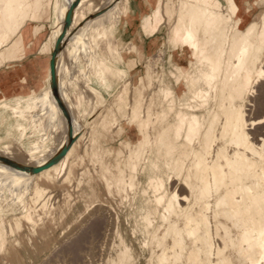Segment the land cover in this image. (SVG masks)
I'll return each instance as SVG.
<instances>
[{
	"label": "bare ground",
	"instance_id": "bare-ground-1",
	"mask_svg": "<svg viewBox=\"0 0 264 264\" xmlns=\"http://www.w3.org/2000/svg\"><path fill=\"white\" fill-rule=\"evenodd\" d=\"M74 1L78 2L75 19L66 26V10ZM240 2L244 10L236 15L231 9L236 0H177L168 38L173 46L170 69L165 71L162 58L156 57L152 91L122 89L107 106L105 93L89 84L77 61L85 57L88 69H95L102 83L122 76L121 68L97 55L101 41L92 36L115 23L118 11L88 16V12H80V0H60V27L55 29L58 52L40 73L33 91L42 90L45 77L47 87L36 96L2 103L38 127L46 120L45 128L42 126L46 133L28 150L12 146L11 157L8 144L4 147L8 154L0 160L7 161L13 171H23L30 180L36 174L65 178V173L68 179L71 169H65L74 162V174L82 179L87 156L88 194L83 204L88 216L78 222L76 230L81 233L69 251L77 252L87 242L92 264H99L95 260L100 251L104 255L101 264H211L215 260L261 264L264 260V140L258 142L252 130L246 129L245 141L238 131L264 110L260 94L264 89V7L260 0ZM40 3L0 0V52L17 35V44L24 47L29 30L24 34L22 29ZM9 4L15 7H6ZM110 4L116 5V0ZM155 19L152 30L158 31L163 20ZM82 24L80 38H75L74 29ZM69 37L74 43L71 47L66 42ZM109 53L113 55L111 50ZM184 57L188 61L179 63ZM114 58L123 62L119 53ZM73 86L79 90L75 109L68 103ZM84 101L91 104L87 105L88 131L81 113L78 120L79 105ZM23 103L29 108L22 107ZM5 113L0 110L6 136L14 128L23 129L21 122L10 123ZM57 122L64 126L59 136L62 145L69 140L71 149L63 154L61 146L44 154L52 137L50 129ZM19 135L24 137L25 130ZM1 167L0 181H10ZM16 176L12 179L18 183ZM41 191L37 188V193ZM120 206L126 212L121 213ZM3 245L0 232V247ZM225 247L227 251H223Z\"/></svg>",
	"mask_w": 264,
	"mask_h": 264
},
{
	"label": "rangeland",
	"instance_id": "rangeland-1",
	"mask_svg": "<svg viewBox=\"0 0 264 264\" xmlns=\"http://www.w3.org/2000/svg\"><path fill=\"white\" fill-rule=\"evenodd\" d=\"M30 1L32 2L34 0ZM80 1L83 3V8L80 10V12H88V16H95L96 13L106 11L109 12L111 9L115 10V12L118 11L117 15L115 14L118 16L115 23L109 24L106 30L102 33H99V31H94L95 33H93L92 36L94 35L93 39L96 42L99 40L101 41L100 47L98 45L96 48L97 55H102L101 58H106V60H109L115 64V66L121 68L123 74L122 76H117L116 79H109L106 81V83H102L99 79H97L99 76L97 75L95 69H91L90 67L88 69L86 58L83 56L82 58L80 56L79 60L77 61V65L85 75H88L90 79L89 84L91 86H97L100 91L105 93L107 97V106L114 102L113 100L116 99V97L114 99V96H117V93H120L122 89H126L128 92H134L136 90L137 92L138 90L140 92L141 88L143 87V92L150 93L154 87V84L152 86V67H154V61H156L155 58H162V60L160 59V65L163 66L165 71L170 69L169 55L173 46L169 43L168 38L170 27L173 22L171 18V11L176 5L177 0H150L152 2V13H154V15L151 16L150 14V21L149 15L143 17L144 19L142 22V29L146 33L156 32L155 29L154 31L152 30L155 28L156 24L155 13L158 16L160 23L162 20L163 22L160 24V33L156 50L149 56H144L142 54L135 41L127 43L122 41L119 36L118 24L123 15H126L129 11L128 0H116V5L114 6H112L113 4H110V0ZM77 4L78 2L74 1L71 7L66 10V26H69L72 19H75L74 12H77ZM110 5L112 7H110ZM59 7L60 0H41L40 7L35 9V15L29 18L27 25L22 29V31L26 29L29 30V33L33 35L34 22H42L45 24L44 31L39 35L40 40H43L45 43V45L43 43L44 47H42L40 51L49 56V63L51 62V57L53 58L56 56L58 52V42L55 37L57 36V30L55 31V29L60 27L57 26V10ZM169 13H171V16H169ZM145 22L147 23V26ZM143 24L145 26H143ZM82 26L83 24L80 26V28L76 27L74 29L75 38H80L79 31ZM24 34H26L25 31ZM102 35L104 37H99ZM70 38L71 37H69V40H66V42L71 47L74 43L72 41L73 39L71 40ZM103 38L105 40L107 38L108 41L106 40V42ZM17 40L18 35L14 38L10 44V48L8 49V55L6 56V59L10 61L19 60L25 55L26 45L22 47L20 44H17ZM113 41H115V43ZM106 43H108V45ZM115 47L116 51L114 49ZM108 50H111V54L113 55H110ZM117 53L120 54L123 62L116 61L114 56L115 54L117 55ZM187 61L188 58L184 57L178 62L183 64ZM175 62L177 63V61ZM41 82L43 83V90V88L47 87L48 85V78H42ZM24 86L27 87V89ZM74 87L75 86H73L68 91L70 92V95H68V103L71 104V107L75 109V106L78 105L76 103L77 95L75 93L78 94L79 90ZM40 90L33 91V89H29L26 81L21 79L20 86L17 90L18 93L16 95H12L10 97H0V110H6L5 114L10 116V123L21 122V128H23L22 130H25L26 134L24 137H21L19 135V131L21 132L22 130L14 128L12 135L6 136V128H1L0 124V156L8 154V151L4 149V147L8 144H10L11 157V152L13 149L12 146L20 145L24 150H28L31 148L32 144L38 141L37 139L41 138L42 135L46 133L44 132L45 130H43L45 128L46 120H44V122H40L42 125L38 127L36 122H30L28 118L21 119L13 114L9 108L2 106L4 103L11 104L16 102L17 97L26 98L34 95L36 96L41 93L42 90ZM87 105L91 106V104H89L87 101H84L81 103V105H79L80 111L78 112V120L82 115L80 120L84 125H86V130L88 131L90 116L87 114L89 110ZM21 106L29 108V106L25 105V103H23ZM34 106L39 107L37 105ZM36 107H34L32 110H35ZM98 107H100V105H98ZM122 107H125V104ZM36 111H38V108L34 112ZM59 123V125L58 122L56 123V128L52 127L50 129L51 132L49 131L52 134V137L44 154H50L53 152V150L56 151L57 148H61V146L63 154L68 153V151L71 149V141L66 140L63 145L60 141L62 138L59 136H62L64 132V126L63 123ZM122 124H125V122L122 121ZM42 126L44 127L43 129ZM57 138H59V140ZM16 142H18V144ZM84 158L86 159H84L82 167H85L86 169L88 158L86 155ZM72 161L73 159L68 162V166H70L69 164H71ZM0 165L2 166L1 168L6 170V172L3 170L4 178L9 177L10 179V181H0V232L4 239V245L0 247V264H92V262H94L92 260L93 255L91 254V259V251L89 250L90 248L87 242H85L78 250L79 253L78 251L76 252V250L72 251L70 249L69 251V247L71 248L74 240H76L77 237H79L78 235L81 233L80 231L76 230L78 222L86 219V216H88V208H86L87 205L86 203L83 204V200L87 199L88 194V174L86 173L85 169L83 170L84 174L81 176L82 179H79L80 177L78 178L76 176L77 167L73 162V167L70 166L65 169V172H68L67 170L71 169L69 170L71 173H69L68 179H65L68 173L64 172L65 178H63L64 175L56 176L52 174L50 178H48L44 174H36L34 178L30 180L26 177V174H24L23 171H13L11 167L9 168L7 161L0 160ZM75 171L76 175L74 174ZM13 175H17L16 177L19 178L18 183L16 180L12 179ZM0 178H2V176ZM63 179H65V181ZM37 188L38 190L41 189L42 191L37 193ZM119 210L121 213H123L126 212L127 209L124 206H120ZM65 247L67 248L65 249ZM67 252L68 254H66ZM100 253L103 252L100 251L99 255H96L97 257H100L95 260L96 262L99 261V264H101L100 258L104 256L100 255ZM64 259L66 261H64Z\"/></svg>",
	"mask_w": 264,
	"mask_h": 264
},
{
	"label": "crops",
	"instance_id": "crops-1",
	"mask_svg": "<svg viewBox=\"0 0 264 264\" xmlns=\"http://www.w3.org/2000/svg\"><path fill=\"white\" fill-rule=\"evenodd\" d=\"M128 3L129 11L123 15L118 24L119 36L127 43L135 41L142 54L149 56L156 50L160 33V29L154 33H146L142 29L143 17L154 15L152 2L150 0H128ZM44 26L42 22H34V36L28 33L24 38L26 52L23 58L12 61L6 59L10 43L0 52V97L16 95L21 79L26 81L29 89H34V85L39 81L40 73L47 68L49 63V56L40 51L45 45L39 38L44 31Z\"/></svg>",
	"mask_w": 264,
	"mask_h": 264
},
{
	"label": "snow or ice",
	"instance_id": "snow-or-ice-1",
	"mask_svg": "<svg viewBox=\"0 0 264 264\" xmlns=\"http://www.w3.org/2000/svg\"><path fill=\"white\" fill-rule=\"evenodd\" d=\"M261 7H264V0H260ZM6 7H15V5L9 4ZM250 7V5L248 6ZM232 13L236 15H240L244 10V5L240 2V0H236V3L231 4ZM233 23H236L237 21L235 19L232 20ZM254 27V25L252 26ZM252 27L249 28V31L252 30ZM260 94L262 97H264V89L260 91ZM246 129H251L253 135L257 136L258 142L261 140H264V110L261 111V114L259 117H253V120L251 124H244L242 128H238V131H240L241 135H243L245 141H247L248 136L246 134ZM219 135V133H217ZM239 202V201H237ZM220 205H217V208L219 209ZM194 239V235L192 236ZM223 251H227V248ZM163 264V262H161ZM201 264H209V262L202 261ZM211 264H235V261H227V260H215L212 261ZM261 264H264V260L261 261Z\"/></svg>",
	"mask_w": 264,
	"mask_h": 264
}]
</instances>
